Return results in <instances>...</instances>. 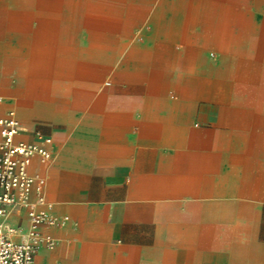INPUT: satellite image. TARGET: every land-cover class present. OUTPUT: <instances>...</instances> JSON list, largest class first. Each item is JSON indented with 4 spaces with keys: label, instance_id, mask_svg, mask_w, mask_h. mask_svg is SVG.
I'll list each match as a JSON object with an SVG mask.
<instances>
[{
    "label": "crops",
    "instance_id": "obj_1",
    "mask_svg": "<svg viewBox=\"0 0 264 264\" xmlns=\"http://www.w3.org/2000/svg\"><path fill=\"white\" fill-rule=\"evenodd\" d=\"M109 3L120 12L91 34L92 68L111 81L94 99L85 87L53 95L52 59L34 41L15 50V32L0 22L10 37L0 49L20 54L11 60L18 73L0 82L41 107L22 110L0 92V115L16 110L19 139L53 138L51 159L35 158L30 171L46 177L53 211L69 217L42 226L57 244L39 248L36 264H264V0ZM9 8L0 0V14ZM142 26L152 27L143 45ZM121 35L130 42L122 51ZM7 221L23 239L26 210L12 208Z\"/></svg>",
    "mask_w": 264,
    "mask_h": 264
},
{
    "label": "rangeland",
    "instance_id": "obj_2",
    "mask_svg": "<svg viewBox=\"0 0 264 264\" xmlns=\"http://www.w3.org/2000/svg\"><path fill=\"white\" fill-rule=\"evenodd\" d=\"M97 1L8 0L9 10L6 14H0V22L2 21L3 24L7 23L11 31L15 32L14 42L11 43L15 50L20 46L19 41L21 42V39L29 41L30 49L33 48L34 41L36 52L40 56L42 55L41 57L46 58V60L48 57L52 59V63L44 70L47 71L45 76L51 80L50 88L53 95L68 98L73 91L75 92L80 87H85L88 89L83 90L84 98L94 99L98 96L94 89L100 83L104 84V81H111L109 77H105L102 81V73H98L92 68L95 67L98 57L97 50L92 47L96 40L91 32H97L99 21L103 19L105 21L110 20V13L118 14L120 11L112 12L110 9L106 10L105 7L111 6L109 0H99L98 4L102 7L105 6L104 8L100 7L101 10H99L96 7ZM3 14L6 21L1 18ZM32 22L37 23L36 39L33 38L32 34ZM102 28L112 29V26H102ZM149 28L152 27L142 26L137 30V43L146 44L142 33ZM116 29L122 31L123 29L125 30V26H117ZM80 30L84 33L87 31L88 35L80 37ZM126 37L121 35L120 40L114 43L116 49L121 51L127 49L130 42L126 41ZM141 38H143L142 41H140ZM9 41V36L0 35V46L1 44L9 43ZM102 44H106L105 46L109 48L112 47L110 41L109 43L101 42ZM30 53L33 52L30 50ZM18 57H20V54L17 52L12 53L0 49V74L2 72L8 76L17 74L19 68L11 60H15ZM25 57H29V55H25ZM99 60H101L100 57ZM13 79L16 80V77ZM108 86L110 85H105V87ZM1 87L4 89H0V92L17 97L18 104L22 106V110H41V107L34 105L31 97L21 96L13 91V88L0 82Z\"/></svg>",
    "mask_w": 264,
    "mask_h": 264
},
{
    "label": "built area",
    "instance_id": "obj_3",
    "mask_svg": "<svg viewBox=\"0 0 264 264\" xmlns=\"http://www.w3.org/2000/svg\"><path fill=\"white\" fill-rule=\"evenodd\" d=\"M3 101L0 95V103ZM23 131L26 128L14 108L0 115V264H36L39 248L53 249L57 244L42 226L65 225L69 220L67 215L56 214L47 200L46 177L30 171L35 158L41 164L51 159L53 138L36 131V141L19 139ZM14 207L25 209L29 219L23 239L15 238L22 231L7 221Z\"/></svg>",
    "mask_w": 264,
    "mask_h": 264
}]
</instances>
